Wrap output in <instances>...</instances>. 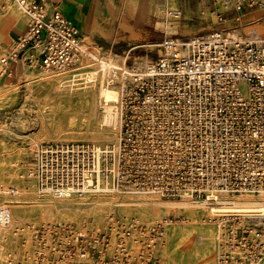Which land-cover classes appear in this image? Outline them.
I'll use <instances>...</instances> for the list:
<instances>
[{"label": "built area", "instance_id": "2783aa9c", "mask_svg": "<svg viewBox=\"0 0 264 264\" xmlns=\"http://www.w3.org/2000/svg\"><path fill=\"white\" fill-rule=\"evenodd\" d=\"M13 1L21 4L28 23L5 51L0 48L1 73L16 60L51 69L81 58L78 24L48 0ZM215 2L224 7L217 12L220 19L230 10L264 9V0ZM156 46V59L130 68L117 145L100 151L90 141L38 145L31 164L41 190L61 197L69 189L67 196L82 197L98 191L101 182L118 191H152L163 198H178L184 191L197 197L209 189L264 190V37L248 39L215 29L187 40L171 35ZM109 215L102 226L83 221L62 243V254L85 260L91 258L92 244L101 264L153 263L161 222L145 226L131 217L127 230L115 213ZM62 227L69 231L73 225ZM129 232L137 236L134 252L126 246ZM226 236L227 244L235 242L233 234ZM253 242L243 248L245 256L264 249H253Z\"/></svg>", "mask_w": 264, "mask_h": 264}, {"label": "bare ground", "instance_id": "6f19581e", "mask_svg": "<svg viewBox=\"0 0 264 264\" xmlns=\"http://www.w3.org/2000/svg\"><path fill=\"white\" fill-rule=\"evenodd\" d=\"M125 1L126 7L131 9V13L135 14L137 21L142 24L151 25L165 32L166 37L178 31L177 19L180 11L168 6L166 0ZM7 2L3 4L0 1V43L11 37L10 30L13 27L17 26L21 28L20 31H24L28 23V15L21 4L16 1V4ZM109 2L118 8L114 0ZM186 2L185 0L186 9L195 8L192 2H187L188 4ZM211 14L213 21L215 16L217 20L219 19L218 14ZM240 24L246 23L241 21ZM258 24L264 26V23ZM222 27L229 28L227 32L231 34L248 39L258 37L242 34L234 23H227ZM82 28L87 32L91 30L88 17L84 20ZM253 28L244 29L252 31ZM134 39L138 40L139 37ZM81 40L83 41L82 37ZM93 42L87 35V40L82 45L81 58L72 65L46 69L29 67L22 60H16L8 73L6 72L8 77L5 76L0 82L1 92L12 90V93L17 95L21 80L25 100L55 102L54 108L50 109V118L41 113L36 114L40 123L38 130L34 134L26 132L24 135L30 139L27 144L29 147L32 148L43 139L87 140L95 144L99 151L107 144L117 145L121 125L122 93L125 82L131 75V67L126 62V54L102 50L101 45ZM147 44L159 45L153 42ZM139 63L140 66L146 65L145 61ZM4 74L0 68V75ZM25 148L26 146L20 151L16 149L19 152L12 156L10 160L12 165L6 171L1 172L0 169V182L3 180L1 177L3 173L8 178L7 182L13 184L12 196L7 192V187L0 186V264H33V255L25 251L16 230L22 227V230L27 231L26 224H36V216L49 220L73 219L77 216L78 210L86 208L97 222H101V218H106L107 212L110 211L109 213L113 215L116 211L125 216L126 220L122 222L127 226V230H131L132 227L130 217L135 216L138 223L145 222L148 225L154 223L153 219L156 216L177 214L175 221L162 219L164 225L161 238L163 249L170 260L177 263H235L236 259L231 262L226 259V251L223 248L228 245L225 243L227 236L224 234L223 226L225 219L230 216H239L243 224H247L251 217H257L260 223L255 224V219L254 226L250 229L254 236L253 249L264 246V190L258 193L243 191L241 194L233 195L224 190L209 189L201 199H195L190 192L184 191L176 199H164L152 191H118L101 182L98 191L90 192L89 200L67 198L69 189L66 190V195L56 197L50 191L37 187L30 160L29 171L23 169L20 160L27 152ZM4 163L6 162L0 154V166L2 167ZM181 214H184L183 218L180 217ZM135 234L129 232L128 237L124 235L129 246L134 245L137 238ZM30 236L33 234L30 233ZM26 241L29 243V239ZM37 254L39 255L38 251ZM247 254H250L251 260H256L259 255L258 251H250ZM61 262L62 259L55 258L52 264H62ZM144 263L145 260L143 262L138 260L136 264Z\"/></svg>", "mask_w": 264, "mask_h": 264}, {"label": "rangeland", "instance_id": "374dc122", "mask_svg": "<svg viewBox=\"0 0 264 264\" xmlns=\"http://www.w3.org/2000/svg\"><path fill=\"white\" fill-rule=\"evenodd\" d=\"M0 1L3 4L8 3L7 1L15 3V1L13 0H0ZM48 1L51 2V6L54 5V8L59 9L56 6L57 1L59 0H48ZM186 1L188 3L192 2L195 8L186 9L185 0H166L168 6H173L176 10L178 9L180 11L177 19L179 21L178 31L172 35L181 38V40H187L188 38L195 37L197 35L204 34L215 29L228 31L230 30L229 28L222 27L224 24L227 23H234V25H236L237 28H239V32H242V34L264 37V26L258 24L264 21L262 18H260L259 15L261 11L264 12V9L261 7L253 6V7L241 8L239 10H230L226 12L223 18L221 19L219 18L217 20L215 16V20L213 21V14L211 13L217 14L219 9H224V7L216 3L215 0H186ZM114 2L118 8H115L109 2V0H105L104 13L101 19L102 22H99V20L96 17H92V19L90 20L91 30L87 33H83L82 35L83 41L85 42V40H87V35H88L89 37L92 38L94 44L97 43L103 47L102 50L105 49L112 53H121L123 55L126 54L127 55L126 62L129 65V67H132L133 64L137 61L144 62L147 60L156 59L158 55L159 47L156 45L147 46L148 45L147 43L148 42H153L156 44L159 43L162 39L166 37L165 32L160 31L151 25L142 24L140 21H137V16L131 13V9L129 7H126L125 0H114ZM236 17L239 18L237 19ZM172 20L173 19H171V21ZM241 21H243L246 24L241 25L240 24ZM245 27L246 28L254 27V28L252 29V31L250 30L248 31L244 29ZM22 32L23 31H20L16 27L12 28L10 30L11 37H8L5 41L1 42L0 48L3 51H5L6 48L12 43L13 38L17 34H21ZM137 34H139V36ZM135 37H139V39L138 40L134 39ZM83 41L82 44H84ZM13 65L14 64H11L10 68ZM7 73H5L4 75H0V82L3 81L5 76H7ZM22 84L23 83L20 80L19 93L17 95H14L12 93L13 92L12 90H8V91L2 90V92L0 91V154L3 156V159L6 162L4 163V165H2V167L0 166L1 172L6 171L8 167L12 165V163H10L12 156L18 154L20 150H23L24 146H26L25 149L27 150V152L25 153V156L24 154L22 155L20 161H21V165H23L22 166L23 169L25 168L27 171H29L28 162L29 160L32 161L31 156L34 149L42 143L57 141V140L47 141L43 139L42 141H39V143L34 145L32 148L27 145L30 139L24 135L26 134V132L30 134H34V132L38 130L40 125L36 114L41 113L46 118H50L51 117L50 109L54 108L55 102H35V101L25 100L24 91L23 88L21 87ZM117 84H119V81H117ZM83 141H87V140H83ZM16 149L19 151H17ZM1 174L3 180L0 182V186L7 187L8 188L7 192L9 193L10 196H12L13 184L7 182L8 178L6 175H4L3 173ZM33 178L35 179L34 181L37 187L39 188L36 177L34 176ZM207 192L208 191H206V193ZM227 193L235 195V194H241L242 192L239 193L227 192ZM90 194L91 193L88 192L86 195L82 197H76V196H72V197L66 196V197L67 198L69 197L71 199L89 200ZM204 196L205 195L197 196V197L194 196V197L195 199H201ZM166 199H172V198H166ZM109 212H107L106 214H109ZM114 213L116 215V218H118L119 220L121 221L126 220L125 216L118 214L116 211ZM176 216L177 214L175 215L173 213L164 216H156L153 219V222L161 220L160 222L162 225V233H163L164 222H162V219L175 221ZM134 217L133 219L136 221L137 219ZM180 217L183 218L184 214H181ZM255 219H256L255 224L256 222L260 223V220L257 217H251L247 224L241 223L239 216L238 217L230 216L225 219V223L223 226V231L225 232L224 233L225 236L228 234H233L235 238L234 244H231L233 248L230 244L228 245L226 244L227 246L223 247L225 248L226 253H228L229 255L227 256V259L231 261H233V259L234 260L236 259V262L232 264H239V263L242 264V263H251V262H255V264H264V260H263L264 249L258 250V252H261L259 253L261 255L259 256V258H256V260H251V258L249 256H245L243 252V248L247 249L249 247L250 241H252V238L254 239V236H252L250 229L251 226H254L253 222ZM36 220L37 223L34 225L26 224L28 232L22 230V227L20 230H16L17 232L16 235L19 238L20 242L23 243L24 245L23 247L25 248V251L33 255L32 256V258H34L33 264H52L55 258L62 259L63 261L61 262L62 264H101L98 263L99 262L98 252L95 251V249L92 247V244H90L91 258H86L85 260H79L73 257L70 258L67 256H63L64 254H62L61 248H62V243L65 242L64 240H67L66 238L69 236L75 235L74 233L75 229H78L83 221L88 222L89 223L88 225L90 226H97V225L100 226L104 222V218L100 219L101 222L94 221L93 217L91 216V214H89V211L86 208V210H82V209L78 210L77 216L73 219L49 220V219H42L41 217L36 216ZM136 223H138V221H136ZM140 223L145 226L150 225V224L147 225L145 222H140ZM16 224L18 223H15V225ZM65 224H72L73 228L69 231H66L64 229L65 226L62 227ZM48 226H50V229H48ZM259 226L260 225H258V227ZM30 233L33 234L32 237L30 236ZM69 233H71V235ZM259 236L260 235H258V237ZM160 237L162 238V235ZM161 238L158 239L159 244L154 248L155 256L157 258L153 259L152 262L154 263L155 261L154 264H183V263L173 262L170 260L169 256L163 249ZM26 239L27 240L29 239V243L28 241H26ZM75 244H76V239L73 236L71 239V243L68 242L71 252H73V250L75 249L76 246ZM133 244L134 245H130V247L128 246V243L126 245L128 249L132 248L133 251L131 252H134L136 248L139 247V244H137V242H134ZM37 251L39 252V255L37 254ZM153 263H149V264H153Z\"/></svg>", "mask_w": 264, "mask_h": 264}, {"label": "crops", "instance_id": "0c3cea01", "mask_svg": "<svg viewBox=\"0 0 264 264\" xmlns=\"http://www.w3.org/2000/svg\"><path fill=\"white\" fill-rule=\"evenodd\" d=\"M56 6L73 22L79 25L81 34L83 35V33H87V31L84 32L82 28L83 22L87 17L90 20L92 17H96L99 22H102L101 19L104 13L105 0H59ZM83 7L85 10H83ZM259 15L260 18L264 20V12L261 11ZM262 23H264V21ZM15 27L21 29L17 26Z\"/></svg>", "mask_w": 264, "mask_h": 264}]
</instances>
